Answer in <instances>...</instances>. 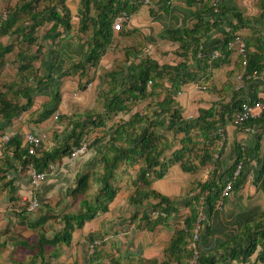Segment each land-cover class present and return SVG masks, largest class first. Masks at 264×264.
<instances>
[{"label":"crops","instance_id":"obj_1","mask_svg":"<svg viewBox=\"0 0 264 264\" xmlns=\"http://www.w3.org/2000/svg\"><path fill=\"white\" fill-rule=\"evenodd\" d=\"M79 1H64L69 11L70 25H75L69 32L63 33L57 29L58 38L47 40L44 39L46 30L41 35H37L36 31L40 48L38 65L39 70L41 69L42 82L37 86L32 105L27 111L18 112L9 122H0V135L8 134L10 140L18 141L20 148L24 150L23 136L26 133L45 134L46 141L37 149L38 155L59 148V144L64 141L69 131L71 120L79 115L73 113L75 108L83 105L86 99L94 101L98 97H96V86H98L96 80L89 81L85 88L80 90L81 92L72 96V91L77 88V82L70 83L74 75L65 76L63 74L70 64L80 60L86 48L85 37L77 32L76 26L80 14ZM96 2L97 0H92L90 3L92 16L95 14L93 6ZM54 3L52 8L56 10ZM219 6L225 13L220 15L217 28L202 38L203 48H218L222 44V34L228 30V24L235 23L232 15L229 14L233 11L244 21L234 35L243 42L247 53L256 58L260 70L254 72L253 75H246L241 56L230 49L225 61L216 68H212L208 73V78L200 82L205 89L198 90L192 83H189L179 89L178 96H174V108L183 120L194 119L199 110H207L214 106L217 108L218 105H229L233 102L239 104L252 100V98L264 104V6L260 7L258 0H220ZM148 7L141 5L128 16V22L123 25L120 32H112L111 45L100 58L98 63L100 67L105 69L108 67L111 60L107 54L113 52L111 47L116 44L120 45L122 51L132 50V53H135L129 59L134 63L137 58L145 56L155 60L159 65L172 66L182 61L173 54L176 45L162 40L161 37L167 30L190 28L193 24L192 15L196 6H186L183 1L179 0L170 2L168 10L161 12L151 5L153 11L151 16ZM131 39H135L136 45L131 44ZM2 43L3 37L0 39V44ZM55 43H57L56 46ZM51 51L58 54L54 64L52 57L48 55ZM54 87L60 92L57 112L62 118V126L51 129L49 118L39 124L32 123L36 115L48 106ZM162 97L163 94H159L158 101ZM71 104H73V109L70 112ZM63 109H66L71 116L64 115ZM143 110L146 113L151 111L145 106ZM261 118L264 120V113ZM257 125L258 122L251 130H247V127H251L249 124L245 128L234 127L226 121L221 126L224 138L217 162L206 164L192 173H185L179 164H173L164 170L161 178H152L151 175L148 177L149 184L146 190L164 196L170 201L174 200L177 207V212L171 215L167 223L155 226L152 231H147L138 222V218L142 212L147 211L149 206L155 203V200L144 199L137 205L128 202L135 189L144 191V187L136 183L139 165L131 168L120 166L114 181L117 192L108 204L106 212L96 214L80 229L74 230L71 233L69 244L42 245L44 261H50L49 264H149L155 261L159 264L169 260V264H174L164 255V249L173 231L188 215V209L183 207L184 198L195 195L197 193L196 184L205 181L212 170L222 175L232 164L236 147L243 151L250 150L254 145L253 139L256 131L263 129V126ZM112 128L106 125L104 128L94 129V131H104L100 135L93 133L91 138L89 137L92 141L99 139L97 144L89 146L86 153L77 157L71 159L61 157L52 164L51 171L44 174L36 186L35 199L38 207L32 211H27L29 174L32 169L29 166L21 167L11 159L10 152H6L4 146L0 145V167L5 166L4 164L11 166L5 174H0L4 177L0 182V187L3 183L10 182L7 187L0 189V264H40V260L34 258L35 253L38 252V248H34L38 238L42 236L46 239L51 238L62 228V216L76 214L80 203L87 199L85 192L81 195L72 193L74 180L81 175L88 174V185L85 191L89 190V185H93L94 195H96L99 189V152L111 135ZM86 130L89 129L86 128ZM161 134L167 143L162 150V158L167 159L170 153L179 147L180 135H173L169 131H161ZM193 163L196 164V162ZM238 182L237 188L229 190L222 196L220 193L221 198L216 201L209 215L203 212V208L202 211L199 210L203 214V221L197 247L202 260L210 256L215 257L216 260L219 259V264H222L221 262L225 264H263L256 260L260 249L258 245L255 246L254 252L243 261L239 259L222 261V259H226L230 249H242L248 246L250 243L248 234L257 233L256 225L261 223L264 226V221L261 219V213L264 210V133L260 136L256 156L244 159ZM39 220L41 222L33 226ZM92 241H96L97 244L91 255L87 252V246Z\"/></svg>","mask_w":264,"mask_h":264},{"label":"trees","instance_id":"obj_2","mask_svg":"<svg viewBox=\"0 0 264 264\" xmlns=\"http://www.w3.org/2000/svg\"><path fill=\"white\" fill-rule=\"evenodd\" d=\"M64 1L54 0L57 9L53 10V3L39 8L40 0H23L20 5H16L12 10L6 12L4 19L0 20V37L12 39L9 44H0V69L4 65V58L18 46L14 55V63L16 64L15 72L20 77L18 85L11 82L2 87L4 88L3 91L0 90L1 123L2 121L9 122L18 112H25L31 107L36 88L42 82V78L36 75L39 72L38 68L32 66L33 62L40 61L38 57L40 48L37 45L36 31L44 24H50L44 35V39L47 40L58 38L57 29H61L63 33L70 31V15ZM169 1L148 0L146 6H149L150 16L153 14V6L161 12H166ZM181 1L186 6H196L192 15L193 24L190 28L167 30L161 37L162 40L176 45L173 54L182 60L180 63L172 66L159 65L155 60L146 56L137 58L136 63H134L129 59L135 53L132 54V50H123L125 64L118 70L107 71L103 74L104 78L108 80L106 84L109 89L98 94L102 97L101 113H87L84 121H71L62 146L39 155L36 153L34 156L27 155L16 140L11 139L4 146L6 152H10L11 159L21 167L29 166L37 174H46L51 171L55 161L61 157H69L70 153L80 146L83 136L88 134L89 130L104 128L105 122L110 120L112 116L129 114L125 120H120L113 126L111 135L99 152V189L96 195L89 202L83 200L76 214L62 216V228L51 238L46 239L43 236L38 238L37 245L34 246V248H38V252L35 253L34 258H38L40 264H49L50 262L44 261L42 245L69 244L71 233L74 230L80 229L85 222L93 219L96 214L106 212L108 204L117 192L114 181L120 166L131 168L134 165H139L136 183L143 186L144 191L135 189L128 202L137 205L144 199L155 200V203L149 206L147 211L142 212L138 218V222L147 231H152L155 226L167 223L171 215L177 212V207L174 200L170 201L164 196L146 190L149 184L148 177L151 175L152 178H161L164 170L173 164H179L185 173H192L206 164L217 162V159L212 161V155L216 154L218 158L222 145L217 147L215 144L217 137L214 133L226 121L230 123L231 114L237 111L243 102L239 104L233 102L229 105H218L217 108L214 106L207 110H199L194 119L183 120L180 113L174 108L173 98L175 92L179 91L183 85L195 82L200 84L202 80L208 78V73L212 68H216L225 61L230 51L227 44L235 37V31L244 24V21L237 13L230 11L229 14L232 15L235 23L228 24V30L222 34V44L218 48L204 49L201 44L202 38L217 28L220 23L219 17L225 12L219 5L213 12L210 5L211 0ZM258 1L260 7H263V0ZM91 2L92 0L79 1L80 14L77 32L82 35L89 34L85 39V51L81 54L80 60L70 64L63 73L65 76L76 75L78 90H83L88 84L89 81L85 80L87 79V71L98 64L100 58L111 45L113 19L121 13L128 16L134 13L142 5L143 0H97L93 6L95 12L93 16L90 14ZM56 45L57 43H55ZM31 47L36 48L35 53L30 52ZM199 47L202 48L201 53L203 54L216 50L223 58L208 64L205 57H196ZM48 55L52 57L54 64L58 54L51 51ZM259 70L258 61L245 49V74L253 75ZM26 72L32 74L31 77L24 76ZM83 80H85L84 83H82ZM159 94H163L160 101L157 99ZM18 99H22L23 103H20ZM145 100H148L145 107L151 109L150 113L138 111L130 113L131 107ZM58 101L59 94L54 87L48 106L36 115L32 123L39 124L47 120L56 111ZM255 101L257 99L252 98V100L245 102L252 103ZM263 113L259 119L239 126L245 128L249 124L253 128L256 122L259 126H263L261 131H256L253 147L245 151L236 147L234 160L222 175H218L215 170H212L205 181L196 184L197 193L184 198L183 207L188 209V215L182 221V228L173 231L172 237L164 249V255L174 264H183L189 257L187 239L197 218L199 202L201 201L203 204V212L209 215L213 211L216 201L220 200V193L225 184L231 182L230 189H235L239 185L238 177L244 159L257 154L260 136L264 133V120L261 118ZM165 118H167L166 123ZM161 131L180 135L179 147L171 152L167 159L162 158V150L167 143ZM98 140L94 139L90 146L97 144ZM193 162L196 164L194 165ZM239 163L240 169L237 176L233 178L232 174ZM4 165L6 167H0V174H5L6 170L11 168L7 164ZM3 178L0 176V182L3 181ZM88 179V174L77 177L74 180L72 193L83 194L87 188ZM9 184L10 182H5L1 187H7ZM153 211L161 212L164 216L149 219L148 214ZM261 219L264 221V210L261 213ZM40 222L41 220L35 222L33 226ZM256 231L257 233L254 235L249 233L250 230L248 231V240H250L248 246L242 249H230L226 259L223 258L222 261L235 259L243 261L254 252L255 246L258 245L260 249L257 252L256 260L264 264V226L261 223L256 225ZM203 260L198 257L197 264H219V259L216 260L215 257L209 256ZM168 261L159 264H169ZM221 263L225 264V262ZM149 264L158 263L151 261Z\"/></svg>","mask_w":264,"mask_h":264},{"label":"built area","instance_id":"obj_3","mask_svg":"<svg viewBox=\"0 0 264 264\" xmlns=\"http://www.w3.org/2000/svg\"><path fill=\"white\" fill-rule=\"evenodd\" d=\"M174 1H179V0H170V2ZM148 0H143L142 5H147ZM220 0H211L210 5L211 8L213 9V12L216 11L217 5H219ZM4 19V18H3ZM128 22V15L121 13L120 15L116 16L113 19V22L111 24V30L112 32H120L122 30V27L124 24H127ZM227 48L233 49L235 52H237L241 58H242V66H245V46L241 40L238 39V37H233L231 42L227 44ZM199 52L196 54V57H205L207 63L209 64L210 62L218 59H222L223 56L216 50H212L211 52L208 53H201L202 48L199 47ZM194 87H196L198 90H203L205 87L203 85H200L198 82L192 83ZM180 94L179 91L175 92V96H178ZM264 112V104L255 101L252 103H246L243 102L240 104V108L235 111L234 113L231 114V121L230 124L233 125L234 127H239L247 122L250 121H255L260 118L261 114ZM57 118V114H53L52 119L55 120ZM250 128V129H249ZM252 127H247V130H251ZM217 137V140L215 144L217 147H221L223 143V131L222 128H217L215 133ZM10 140V136L8 134H1L0 135V145L5 146ZM46 140V135L45 134H31V133H26L23 136V143L25 144V151L27 155L34 156L37 153V149H39L40 145ZM87 144L86 143H81L80 146L77 149H74L70 155L69 158H74L82 153H84L85 148ZM217 156L216 154L212 155V161L216 160ZM240 163L236 165L235 170L232 174L233 178L237 176V173L240 169ZM44 174H37L33 170L30 171L29 174V203L27 206V211H32L37 209L38 207V202L35 199V189L36 186L39 182V180L43 177ZM232 178V179H233ZM231 187V182H227L221 191V196L225 195L226 192H228ZM203 204L202 202H199L198 205V212H197V218L195 223L193 224V227L190 231V234L187 239V247L189 250V257L184 262L183 264H197L198 263V247H197V242H198V237H199V231L201 228V224L203 221V214L199 211L201 209L202 211ZM157 216L163 217L164 215L160 212L153 211L148 214L149 219H154ZM182 224L177 228L181 229ZM96 241H92L90 244L87 246V252L91 254L93 251Z\"/></svg>","mask_w":264,"mask_h":264},{"label":"rangeland","instance_id":"obj_4","mask_svg":"<svg viewBox=\"0 0 264 264\" xmlns=\"http://www.w3.org/2000/svg\"><path fill=\"white\" fill-rule=\"evenodd\" d=\"M22 1L23 0H1L0 1V3H1V6H0V20H2L5 17L6 12H8L9 10H12L16 5H20ZM52 3H54V0H53V2H52V0H40L38 7L42 8L45 5H49V4H52ZM49 25L50 24H44L42 27H40L37 30V35H39V34L41 35L45 30H47ZM76 26H77V24H76ZM71 27L74 28L75 25L73 24V25H71ZM59 30H61V29H59ZM88 35L89 34L83 35L85 37L84 40L87 39ZM0 39H1V37H0ZM11 40L12 39H10V38L3 37L2 45L9 44L11 42ZM130 41H131V44L136 45L135 39H131ZM37 45H38V41H37ZM17 47L13 50V52L10 55H7L4 58V65L0 69V90H2V91L4 89L2 87L5 84L11 83V82L15 83V85L19 84L18 82L20 80V77L15 72L16 64L14 63V55H15V52L17 51ZM111 49H112L113 52H110L109 54H107V56H109L111 61L108 64V67L106 69L100 67V65L97 64L94 68H92V69L90 68L87 71V79H85V80L90 81V82L96 80L97 83H98V86H96V97L98 96V94L100 92H106L109 89V86H107V84H105L106 81H108V80L104 78L103 74L105 72H107V71L118 70L120 67H122L125 64L123 51H122L120 45L116 44L114 47H111ZM30 52L31 53H35L36 52V48L35 47H31ZM142 55H146V54H142ZM133 56H134V54H133ZM32 66L34 68H38V70H39L38 62H33ZM26 73H24V76H28V77L30 76L31 77L32 74H30V73L26 74ZM40 74H41V69L39 70V72L36 73V75L38 77H41ZM71 78H73V79H72V81H70V83H72L73 81L77 82L76 75H74ZM85 80H83L82 83H84ZM57 92H58V94H60V92L58 90H57ZM79 92H81V91L78 90L77 88L74 89L72 91V96L77 94V93H79ZM18 100H19L20 103H23L22 99H18ZM146 102H147V100L139 102L136 105H134L133 107H131V112L130 113H133V112H136V111H138L140 113L143 112L144 111L143 110V106L146 105ZM72 106H73V104H71V106H70L71 107L70 110H69L70 112L73 109ZM57 107H58V105H57ZM77 111H79V113H77ZM99 111H101V99H100L99 96L94 101L86 99V101H83V105H79V107L75 108V112H73V113H76V114H79V115H77V117L74 116V118L71 121H77V120H80V119L83 120L86 113H98ZM63 113H65L64 115H69V112L66 109H63ZM53 114H57V116H58L57 120H53L52 119ZM53 114L49 117L50 123H51V129L52 128L53 129H57L55 127H61L62 126V118H60V115H59V112H57V109H56V111ZM128 115L129 114H127V115L118 114L115 117L112 116L111 120L106 121L105 126L108 125V126L113 127L120 120H125L128 117ZM70 116H71V114L69 115V117ZM61 117H63V116H61ZM66 117H68V116H66ZM66 117H64V118H66ZM64 121L65 120H63V122ZM103 132H104L103 130H97V131L91 130L90 133L88 132V134L85 135L86 137L83 136L82 143L84 142V143L87 144L84 153H86L88 151V148L90 146L89 145L90 141H92V140H90V138H91L90 136L93 133H97L96 135H100V133H103ZM96 135H94V137ZM62 145H63V141L59 144V146H62ZM88 189L89 190L85 191L86 194L85 193H83V194H85V197L87 198L86 201L89 202V201L92 200V197H93V195L95 193V191H94L95 189H94L93 185H89ZM22 249L24 250V248H22Z\"/></svg>","mask_w":264,"mask_h":264},{"label":"bare ground","instance_id":"obj_5","mask_svg":"<svg viewBox=\"0 0 264 264\" xmlns=\"http://www.w3.org/2000/svg\"><path fill=\"white\" fill-rule=\"evenodd\" d=\"M248 57V56H247Z\"/></svg>","mask_w":264,"mask_h":264}]
</instances>
